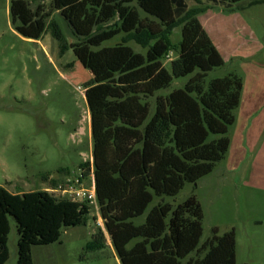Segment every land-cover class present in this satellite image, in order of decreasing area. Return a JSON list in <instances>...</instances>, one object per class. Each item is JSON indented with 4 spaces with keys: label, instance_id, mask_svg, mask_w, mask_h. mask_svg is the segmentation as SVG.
<instances>
[{
    "label": "trees",
    "instance_id": "1",
    "mask_svg": "<svg viewBox=\"0 0 264 264\" xmlns=\"http://www.w3.org/2000/svg\"><path fill=\"white\" fill-rule=\"evenodd\" d=\"M196 1L200 6L190 8L187 0H51L47 11L42 5L33 9L31 0H10L19 35L39 41L49 33L60 56L73 52L91 73L84 85L93 158L79 168L82 179L94 176L105 230L92 234L83 259L105 250L108 234L121 264H237L234 229L220 234L214 227L202 242L197 197L178 205L166 200L225 158L244 87L236 72L208 80L225 60L199 16L212 7L233 10L245 0ZM53 12L64 19L71 39ZM177 28L181 40L174 43ZM172 52L177 56L168 69L163 60ZM183 79V87L160 94ZM51 185L57 188L59 181ZM91 204L45 190L11 193L0 187V264L10 258V218L19 235L16 264H34L33 246L59 242L64 229L86 224Z\"/></svg>",
    "mask_w": 264,
    "mask_h": 264
},
{
    "label": "rangeland",
    "instance_id": "2",
    "mask_svg": "<svg viewBox=\"0 0 264 264\" xmlns=\"http://www.w3.org/2000/svg\"><path fill=\"white\" fill-rule=\"evenodd\" d=\"M264 0H245L233 10L212 7L199 16L225 66L214 69L208 80L236 72L244 82L241 104L235 110L236 122L229 130L231 145L225 158L211 174L196 185L187 184L176 196L166 200L173 205L195 195L203 213L202 242L217 227L220 234L234 229L237 264H264ZM50 10L51 0H31ZM190 8L200 6L187 0ZM68 39L69 28L59 12H53ZM181 40V28L172 36ZM110 45L113 43H109ZM131 46L141 52V48ZM172 52L163 60L170 69ZM91 78L69 51L60 56L58 43L49 33L41 40L27 39L13 28L10 0H0V187L11 193L49 191L61 195L51 185L77 179L81 163L92 162L91 115L85 99V82ZM186 79L175 80L172 87H183ZM68 169L69 173H60ZM75 187H78L75 185ZM93 177L79 188L91 189ZM58 188V187H57ZM54 190V192H53ZM86 224L63 230L59 242L33 246L34 264H121L111 244L83 259L84 247L99 228L105 230L97 201ZM140 224L143 218L136 219ZM6 264L18 260L17 224L10 218Z\"/></svg>",
    "mask_w": 264,
    "mask_h": 264
},
{
    "label": "built area",
    "instance_id": "3",
    "mask_svg": "<svg viewBox=\"0 0 264 264\" xmlns=\"http://www.w3.org/2000/svg\"><path fill=\"white\" fill-rule=\"evenodd\" d=\"M81 172L77 176V179L71 183H64L58 188H56L55 191L60 190L61 195L64 196L66 194L70 195L73 197V200L76 201H83V200H89L91 203H94L96 201V190H95V182H94V176L93 177V187L91 189H84V188H79L80 185H82V179L81 177ZM77 185L78 187H75ZM54 192V190H53Z\"/></svg>",
    "mask_w": 264,
    "mask_h": 264
},
{
    "label": "crops",
    "instance_id": "4",
    "mask_svg": "<svg viewBox=\"0 0 264 264\" xmlns=\"http://www.w3.org/2000/svg\"><path fill=\"white\" fill-rule=\"evenodd\" d=\"M61 170H63V169H61ZM65 170L68 171V169H65ZM60 173H66V174H67V173H69V172H60ZM50 180H56V179H51V178L49 177V181H50ZM47 181H48V180H47ZM57 181H58V180H57ZM141 218H143V222H144V221H145V216H144V217H141ZM143 222H142V223H143ZM136 224H137V223H136ZM140 224H141V223H140Z\"/></svg>",
    "mask_w": 264,
    "mask_h": 264
}]
</instances>
